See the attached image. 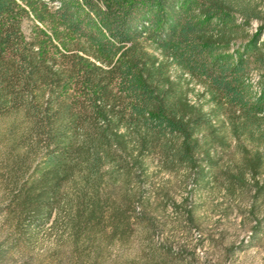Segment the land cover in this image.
<instances>
[{
  "label": "trees",
  "instance_id": "obj_1",
  "mask_svg": "<svg viewBox=\"0 0 264 264\" xmlns=\"http://www.w3.org/2000/svg\"><path fill=\"white\" fill-rule=\"evenodd\" d=\"M35 20L29 36L24 17ZM241 17V20L237 19ZM256 0H0L1 212L10 235L62 234L52 264H174L142 180L188 168L264 189V23ZM194 81L210 106L192 101ZM235 144L237 158H224ZM189 215V213H187Z\"/></svg>",
  "mask_w": 264,
  "mask_h": 264
},
{
  "label": "rangeland",
  "instance_id": "obj_2",
  "mask_svg": "<svg viewBox=\"0 0 264 264\" xmlns=\"http://www.w3.org/2000/svg\"><path fill=\"white\" fill-rule=\"evenodd\" d=\"M260 19H252L247 25V36L232 39L230 50H241L243 44L264 23V0H256ZM238 20L241 17L237 16ZM35 20L24 17L22 29L27 36L32 32ZM264 42V33L260 35ZM264 69H253L249 80L258 90L260 75ZM189 92L192 101L210 106L203 86L192 81ZM5 120H0L4 125ZM224 158H237L240 148L234 142L225 150ZM258 177L264 178L263 173ZM247 183L235 192L215 183L211 178L195 179L194 171L181 168L176 171H156L151 163L142 185L149 200L146 211L154 224L153 241L170 249L176 257L174 264H264V189L256 192L249 173ZM2 189L0 187V264H52L53 251L59 247L62 234L59 223H48L28 240L10 235L3 220ZM189 213V215L187 214ZM141 239L135 238L128 248L115 247L113 253L121 254L120 261L132 257Z\"/></svg>",
  "mask_w": 264,
  "mask_h": 264
}]
</instances>
